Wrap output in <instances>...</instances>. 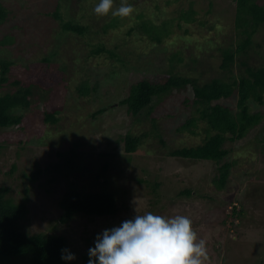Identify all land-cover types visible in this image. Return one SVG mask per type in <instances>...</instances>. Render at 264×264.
<instances>
[{"label":"rangeland","instance_id":"374dc122","mask_svg":"<svg viewBox=\"0 0 264 264\" xmlns=\"http://www.w3.org/2000/svg\"><path fill=\"white\" fill-rule=\"evenodd\" d=\"M99 2L0 0L6 11L0 25V60L9 62L0 93L19 88L31 72L44 78L39 82L38 76L31 87L29 106L15 111L20 123L0 128V185L9 188L12 201L26 203L22 230L64 236L78 262L98 233L135 214L182 215L206 243L204 264H264V102L250 103V111L262 115L260 122L242 138L225 142L230 152L224 160L232 166L220 188L212 181L215 162L169 155L203 142L202 121L192 127L194 133L179 130L197 115L190 84L160 100L153 98L152 110L136 116L121 104L137 80L157 81L166 71L199 83L242 73L245 66L238 58L231 72L219 68L221 50L235 48L241 39L234 27L235 0H126L134 7L128 17L112 16L111 10L95 14ZM121 3L113 0V8ZM189 8L194 19L186 22L180 13ZM142 21L166 27L161 41L142 30ZM64 22L85 30H65ZM252 41L246 64L262 65L264 25ZM97 46L106 51L94 54ZM173 54L177 56L171 61ZM56 69L62 71V80L51 86L48 79ZM81 85L88 87L83 95ZM235 100L233 95L224 102L235 111ZM53 111L55 122L45 121V113ZM126 133L142 136L131 154L121 142ZM72 153L73 162L63 166ZM55 163L59 170L53 169ZM45 167L48 171H42ZM37 169L38 178L30 181V172ZM73 188L112 193L116 214L59 221L58 201ZM184 189L190 195L180 194ZM233 208L241 213L233 214ZM10 260L2 264H20L17 257Z\"/></svg>","mask_w":264,"mask_h":264},{"label":"trees","instance_id":"16d2710c","mask_svg":"<svg viewBox=\"0 0 264 264\" xmlns=\"http://www.w3.org/2000/svg\"><path fill=\"white\" fill-rule=\"evenodd\" d=\"M195 11L191 8L180 13V17L186 21L194 19ZM59 19L58 12L52 14ZM6 18L5 8L0 4V25ZM264 25V1L258 0H235L234 27L239 34V39L235 48H225L221 50V63L219 68L225 72H231L232 65L239 59V64L244 67V71L237 77H214L207 82L199 83L196 79L182 76L166 71L157 81L140 78L130 86L128 95L122 99L121 104L126 106L128 114L136 116L142 110H152L153 98L160 100L172 89L184 88L190 84L193 90L192 105L195 106L197 115L190 116L179 128V130H189L194 133L192 127L198 126L199 121L205 123V134L203 142L190 147H181L169 152L170 156L184 159L213 161L217 164V176L213 179V184L220 188L224 186L230 168L231 161L224 160L229 154V150L224 147L225 142L235 141L245 136L250 129L255 127L262 115L259 112L250 111V103L264 102V64L247 66V49L252 44V38L257 29ZM157 27L150 22L142 21L140 27L151 38L161 41L165 34L166 27ZM62 27L78 34L84 32L85 27L70 22H64ZM103 46H97L92 50L94 54L105 52ZM237 55H240L237 57ZM177 55L170 57L172 61ZM243 57V58H242ZM44 63L48 58H44ZM9 62L0 60V86L7 80L4 73L8 69ZM44 82L41 75L31 72L27 80L14 91L0 93V128L14 124H19L21 116L15 111L29 106V95L31 87L38 81ZM62 80V71L56 69L48 79L49 84H58ZM46 81V80H45ZM88 87L81 85L78 89L83 95ZM236 95L235 111L224 100ZM189 100H186L188 103ZM104 109H99L98 113ZM55 111L46 112L44 120L55 122ZM124 152L131 154L136 151L142 142V136H135L126 133L122 138ZM57 154H61L58 152ZM74 153L63 162V166L73 162ZM223 161V162H222ZM59 163L53 165L54 170H59ZM15 168L12 165L13 171ZM42 171H48L45 167ZM41 170L30 172L28 179L34 181L38 178ZM154 186H157L155 184ZM28 189L24 190V193ZM9 188L0 185V264L3 261H11L18 258L20 264H65L61 260V249L67 247V240L59 234H45L36 232L27 234L22 230V222L27 216L25 201L14 202L8 196ZM189 189L180 191V194L190 195ZM61 211L59 221L68 222L74 217L86 216H114L117 212L114 195L103 191H83L76 188L65 191L58 201ZM233 214H240L234 208ZM21 257V258H20ZM88 252L80 255L78 262H68V264H88ZM12 262V261H11Z\"/></svg>","mask_w":264,"mask_h":264},{"label":"clouds","instance_id":"9594fccd","mask_svg":"<svg viewBox=\"0 0 264 264\" xmlns=\"http://www.w3.org/2000/svg\"><path fill=\"white\" fill-rule=\"evenodd\" d=\"M128 17L134 7L126 0L113 8V0H100L95 14ZM88 264H204L206 243L198 240L191 220L182 215L165 217L152 212L135 214L118 225L103 229L88 250ZM61 260H76L68 248L61 249Z\"/></svg>","mask_w":264,"mask_h":264}]
</instances>
